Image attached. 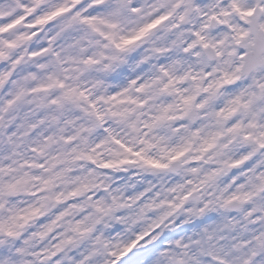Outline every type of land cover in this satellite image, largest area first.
Listing matches in <instances>:
<instances>
[{
    "label": "snow or ice",
    "instance_id": "1",
    "mask_svg": "<svg viewBox=\"0 0 264 264\" xmlns=\"http://www.w3.org/2000/svg\"><path fill=\"white\" fill-rule=\"evenodd\" d=\"M0 264H264V0H0Z\"/></svg>",
    "mask_w": 264,
    "mask_h": 264
}]
</instances>
